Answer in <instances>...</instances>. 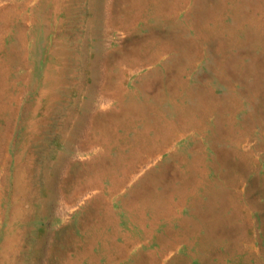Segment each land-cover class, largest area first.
Returning <instances> with one entry per match:
<instances>
[{"label":"rangeland","instance_id":"rangeland-1","mask_svg":"<svg viewBox=\"0 0 264 264\" xmlns=\"http://www.w3.org/2000/svg\"><path fill=\"white\" fill-rule=\"evenodd\" d=\"M0 264H264V0H0Z\"/></svg>","mask_w":264,"mask_h":264},{"label":"crops","instance_id":"crops-1","mask_svg":"<svg viewBox=\"0 0 264 264\" xmlns=\"http://www.w3.org/2000/svg\"><path fill=\"white\" fill-rule=\"evenodd\" d=\"M155 219L156 218H154V221H155ZM147 226H148V224L140 222L138 229H137V231H138L137 233H139V236L137 238H139L141 240L144 239L143 241L146 243L148 240H161V239L167 238L165 235H162V234L158 235L157 232L153 231V229L147 230ZM165 234H167V233H165ZM127 237H130L131 239H133V236H127ZM137 238L135 237V239H137ZM124 239H125V237H124ZM142 245L144 246L143 243H142ZM146 247H147V245H145V248ZM130 253L132 254V252H128V254H130ZM146 254H149V252H147Z\"/></svg>","mask_w":264,"mask_h":264},{"label":"bare ground","instance_id":"bare-ground-1","mask_svg":"<svg viewBox=\"0 0 264 264\" xmlns=\"http://www.w3.org/2000/svg\"><path fill=\"white\" fill-rule=\"evenodd\" d=\"M49 82V81H48ZM47 83V82H46ZM113 104V103H112ZM119 137V136H118ZM171 150V149H170ZM157 158V157H156ZM155 158V159H156ZM146 165H148V164H146ZM140 170V169H139ZM142 170V169H141ZM138 172V171H137ZM139 173V172H138ZM142 174H143V172H142ZM137 176V175H136ZM134 177V176H133ZM135 178V177H134ZM133 179V178H132ZM127 181V180H126ZM128 182V181H127ZM132 182H134V181H132ZM88 193V192H87ZM84 196V195H83ZM78 208H79V206H77ZM73 208V207H72ZM71 209V208H70ZM105 240V239H104ZM96 246H97V244H96ZM102 250V249H101ZM128 256V255H127ZM87 258V257H86ZM72 259V258H71ZM86 260V259H85ZM84 260V261H85ZM75 263V262H74ZM85 263H86V261H85ZM92 263V262H91ZM111 263V262H110Z\"/></svg>","mask_w":264,"mask_h":264}]
</instances>
